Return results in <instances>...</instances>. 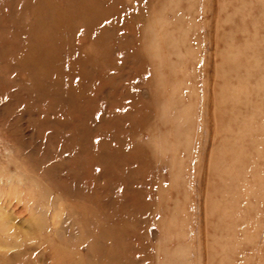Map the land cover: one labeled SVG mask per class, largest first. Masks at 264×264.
Here are the masks:
<instances>
[{
  "label": "rangeland",
  "instance_id": "374dc122",
  "mask_svg": "<svg viewBox=\"0 0 264 264\" xmlns=\"http://www.w3.org/2000/svg\"><path fill=\"white\" fill-rule=\"evenodd\" d=\"M122 2L0 0V254L264 264V0Z\"/></svg>",
  "mask_w": 264,
  "mask_h": 264
},
{
  "label": "bare ground",
  "instance_id": "6f19581e",
  "mask_svg": "<svg viewBox=\"0 0 264 264\" xmlns=\"http://www.w3.org/2000/svg\"><path fill=\"white\" fill-rule=\"evenodd\" d=\"M73 1L74 0H64L65 7L61 12H58L49 4L48 6L44 5L46 6V15L50 16V18L52 19V24L58 27L61 26L62 29L69 30V28H71L70 24H72L74 21H77L83 24L85 29L88 30V28L95 26V24L100 23V21H102L103 19L109 20L111 19V17L116 18L117 16L119 17L122 12L124 13L123 9L125 5H123L124 3L122 2V0H75V2ZM129 7H126V9ZM129 9L125 12H129ZM71 10L74 11L76 14L73 17L68 15ZM129 16L131 17V15ZM15 180L12 175L8 178L1 176L0 184L2 183V181H4V183L9 184L10 186L11 183L15 185L13 183L15 182ZM3 221L4 218L0 213V226L2 227L4 225ZM32 251H34V249L32 248H23V250H17L10 255L0 254V264H35L34 261H31L30 258H28ZM53 254L54 252L52 253L53 257H50V259L56 260V258H58V264H62L63 259H61V256L56 253L57 256L55 257V255ZM18 261H20L21 263H18Z\"/></svg>",
  "mask_w": 264,
  "mask_h": 264
}]
</instances>
